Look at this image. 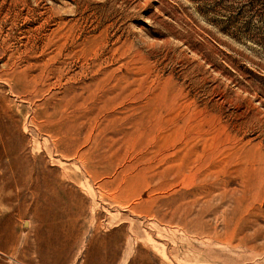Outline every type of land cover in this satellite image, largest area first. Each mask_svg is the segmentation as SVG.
<instances>
[{"label": "rangeland", "instance_id": "obj_1", "mask_svg": "<svg viewBox=\"0 0 264 264\" xmlns=\"http://www.w3.org/2000/svg\"><path fill=\"white\" fill-rule=\"evenodd\" d=\"M94 232L264 264V0H0V264Z\"/></svg>", "mask_w": 264, "mask_h": 264}, {"label": "crops", "instance_id": "obj_2", "mask_svg": "<svg viewBox=\"0 0 264 264\" xmlns=\"http://www.w3.org/2000/svg\"><path fill=\"white\" fill-rule=\"evenodd\" d=\"M78 224V222H77ZM84 227L83 223H80ZM77 228V225L73 223L72 228ZM67 236L70 233V226H67ZM90 242L88 243L85 253L83 255L82 264H119L121 262V244L117 241L114 242H105V236L94 232L91 234ZM101 239L99 243L98 240ZM112 252V258H109L107 261L106 253ZM110 256V257H111Z\"/></svg>", "mask_w": 264, "mask_h": 264}]
</instances>
